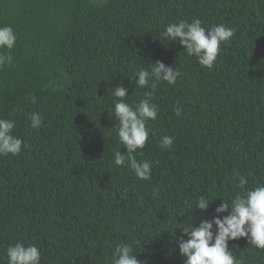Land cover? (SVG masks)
Returning a JSON list of instances; mask_svg holds the SVG:
<instances>
[{
  "label": "trees",
  "instance_id": "obj_1",
  "mask_svg": "<svg viewBox=\"0 0 264 264\" xmlns=\"http://www.w3.org/2000/svg\"><path fill=\"white\" fill-rule=\"evenodd\" d=\"M196 18L235 30L212 69L163 36ZM4 25L17 40L0 68V118L27 147L0 156V264L16 242L36 245L40 264H112L115 246L133 241L147 264H184L177 227L211 219L241 193L236 172L246 188L264 185V0H0ZM157 60L179 69L176 84L136 86L135 73ZM152 83L158 115L134 154L152 163L143 180L114 164L127 149L113 91L123 84L135 107ZM165 135L171 148L160 145ZM201 196L213 198L204 212L193 210ZM229 248L264 264V249L246 238Z\"/></svg>",
  "mask_w": 264,
  "mask_h": 264
},
{
  "label": "clouds",
  "instance_id": "obj_2",
  "mask_svg": "<svg viewBox=\"0 0 264 264\" xmlns=\"http://www.w3.org/2000/svg\"><path fill=\"white\" fill-rule=\"evenodd\" d=\"M235 30L224 24L202 26L199 18L191 22L180 20L165 26L163 36L168 41L179 40L188 56H195L198 63L208 69H212L217 61L221 45L228 42L234 36ZM17 36L11 25L0 26V68L10 65L13 57L10 54L15 47ZM182 74L176 67L166 66L164 62L157 60L151 63L148 68H140L136 73L134 83L136 86L145 88L155 80L166 81L175 85L177 78ZM131 80V79H130ZM133 81V80H131ZM152 91L144 93L135 107L125 102L124 98L129 94L123 84L114 86L113 114L119 121L117 135L119 142L127 149L126 153L117 150L114 153V164L116 166H127L133 170L139 179L149 180L151 178L152 163L150 161L138 162L135 153L143 149L149 139L150 129L147 122L155 120L159 108L152 102L153 92L156 84H151ZM35 103V97L32 98ZM181 108L175 109V114H181ZM43 123L39 113L33 112L30 115V126L38 129ZM16 127L11 119L0 118V156L8 154L17 155L21 152L22 146L27 147L24 141L13 134ZM174 143V137L165 135L160 141L161 147L168 149ZM239 177L238 187L243 191L231 197L230 201L222 199L215 208L211 219H202L198 225L188 223L186 226L177 227L182 231L177 243L180 254L185 258L184 264H244L242 259H237L229 248V241L246 238L248 243L257 249H264V185L253 188H246L247 179L234 173V179ZM154 194L159 195V190L154 189ZM213 199V198H212ZM212 199L199 197L194 209L201 212L207 211ZM192 210V211H193ZM227 215H220L226 213ZM186 237V238H185ZM117 244L112 253V264H147L146 261L137 259L134 244ZM140 243V242H139ZM7 264H40L41 251L36 245H25L16 242L6 249Z\"/></svg>",
  "mask_w": 264,
  "mask_h": 264
}]
</instances>
